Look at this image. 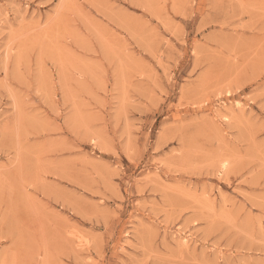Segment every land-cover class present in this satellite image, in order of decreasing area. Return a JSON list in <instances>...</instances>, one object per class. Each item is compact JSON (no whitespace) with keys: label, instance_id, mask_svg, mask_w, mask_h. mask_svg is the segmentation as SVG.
I'll return each mask as SVG.
<instances>
[{"label":"rangeland","instance_id":"rangeland-1","mask_svg":"<svg viewBox=\"0 0 264 264\" xmlns=\"http://www.w3.org/2000/svg\"><path fill=\"white\" fill-rule=\"evenodd\" d=\"M0 264H264V0H0Z\"/></svg>","mask_w":264,"mask_h":264},{"label":"bare ground","instance_id":"bare-ground-1","mask_svg":"<svg viewBox=\"0 0 264 264\" xmlns=\"http://www.w3.org/2000/svg\"><path fill=\"white\" fill-rule=\"evenodd\" d=\"M223 167V166H222ZM187 239V238H186Z\"/></svg>","mask_w":264,"mask_h":264}]
</instances>
